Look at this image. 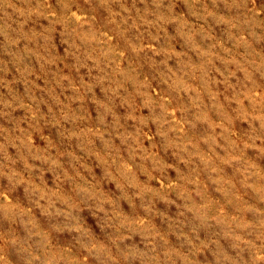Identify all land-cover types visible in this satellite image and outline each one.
<instances>
[{
    "label": "rangeland",
    "instance_id": "obj_1",
    "mask_svg": "<svg viewBox=\"0 0 264 264\" xmlns=\"http://www.w3.org/2000/svg\"><path fill=\"white\" fill-rule=\"evenodd\" d=\"M0 264H264V0H0Z\"/></svg>",
    "mask_w": 264,
    "mask_h": 264
}]
</instances>
